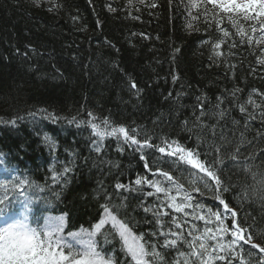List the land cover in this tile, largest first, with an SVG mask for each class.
I'll return each instance as SVG.
<instances>
[{"label": "trees", "instance_id": "obj_1", "mask_svg": "<svg viewBox=\"0 0 264 264\" xmlns=\"http://www.w3.org/2000/svg\"><path fill=\"white\" fill-rule=\"evenodd\" d=\"M153 2L156 8L147 6ZM53 3L60 8L50 12ZM109 4L117 11H110ZM216 13L219 18V10ZM196 16L189 0H146L144 5L139 0H132V5L129 0H43L41 7L34 0H0V158L16 177L28 182L23 188L13 187L15 179L2 183L8 185L0 187L3 212H18L24 202L19 193L24 191L32 200L27 215L34 225L50 213L65 216V234L93 230L107 203L135 235L156 230L153 213L144 211L155 206L156 196L115 190L117 183L135 188L138 176L156 177L144 168L139 151L127 145L121 151L112 136L100 140L97 152L93 141L99 138L90 125L81 123L91 112L98 124L108 117L113 126L138 130L140 139L149 136L159 144L167 138L195 149L202 159L207 153L208 162L220 159L216 170L228 188L223 198L237 213L245 239L252 236L251 243L264 246V200L251 193L261 179L257 175L254 180L253 174L264 173V67L257 63L264 53L255 43L259 29L253 33L245 22L247 35L253 37L248 44L226 18L217 27L205 21L202 9ZM189 23L193 27H186ZM219 28H226L229 36L223 37ZM217 42L221 55L210 59ZM218 97L225 100L219 107ZM48 113L57 118L55 122ZM73 117L77 122L69 123ZM161 155L151 152L145 159L153 171L159 167L172 172L191 192L193 177L186 169L198 170L171 159L160 161ZM234 155L236 160L231 159ZM199 187L203 197L200 193L194 197L210 206L214 193L205 191L203 184ZM144 190L154 191L147 185ZM170 194L183 192L173 188ZM159 199L166 197L161 194ZM163 211L171 214L169 222L174 218L181 224L185 234L193 223L199 229L194 236L206 226L204 221L194 222L191 209L186 226L184 213ZM195 215L207 213L197 210ZM207 226L218 227L214 218ZM146 238L151 243L157 239ZM95 240L117 264L125 260L134 264L111 224L106 223ZM240 243L245 254H257L250 244ZM181 251L190 250L185 245Z\"/></svg>", "mask_w": 264, "mask_h": 264}, {"label": "snow or ice", "instance_id": "obj_2", "mask_svg": "<svg viewBox=\"0 0 264 264\" xmlns=\"http://www.w3.org/2000/svg\"><path fill=\"white\" fill-rule=\"evenodd\" d=\"M43 0H34L36 7H41ZM141 5L146 3V0H139ZM129 5H132V0H129ZM211 6L212 20H209V8ZM150 8H156V3L147 5ZM191 9H197L198 19L202 9L203 18L207 23L215 24L217 27L221 21L226 18L228 22L236 28L237 34L241 37H246L248 44L253 43V37L247 35L246 28L243 26L245 22L250 24L253 33L259 29L260 39L255 43L261 45L260 51L264 53V0H189ZM109 10L116 12V8L108 5ZM60 8L58 3H53L52 7L48 10L55 12ZM216 10H219V18H217ZM140 11V9H137ZM191 15V12H189ZM132 16V13H129ZM132 18L139 19L138 16ZM76 19L75 17L73 18ZM186 27H193L192 23ZM223 37L229 36V31L226 28H219ZM243 42V41H242ZM202 45L209 44L211 41H202ZM235 45H233L234 47ZM214 55L210 59L219 57L221 53L216 51L221 48V42L212 45ZM176 51H179L177 49ZM257 63L264 67V55L257 59ZM231 68L232 65H229ZM176 80V77H173ZM136 89V84L131 85ZM238 90L233 91V95ZM253 90L252 94H255ZM250 94V97L251 95ZM218 107L225 102L221 97H218ZM198 103L200 100L198 98ZM245 107H240V112H245ZM44 111V110H41ZM264 116V111L261 112ZM89 119L81 121L91 126V129L96 133L99 139L93 141V147L97 152L101 151L100 140L108 136H115L118 141L122 139V144L134 147V150L141 153L140 159L144 161V168L152 173V177L148 178L147 175L138 176L133 184L124 185L117 183L115 190L118 191H140L147 197H157L154 207H145L144 211L152 212L155 220V229L151 234H144L137 236L133 233L128 223L121 222L117 216L110 210L109 205L106 203L103 206V218L93 226L91 232L81 229L78 232H67L65 234V216H48L45 217L43 225L33 227L29 223L27 214H22L21 218L14 219L11 222H6L0 226V264H117L116 258L113 254H106L98 247L95 236L101 228L109 221L112 227L116 230L120 241L122 242V250L127 256L131 257V262L134 264H264V246L251 243L253 237L248 236L245 239V229L239 226L236 219L237 213L229 208L228 203L223 198V194L228 191V188L222 183L221 177L218 173L217 165L222 163L220 159H214L208 162V154H204V159L201 154L195 149L189 148L175 140L169 141L167 138L162 140L159 144L154 143L152 138L145 136L140 139L138 130L126 127L123 125L113 126L114 122L110 118H103L101 124L105 126V130L101 131V124L96 123L99 119L88 113ZM48 118L53 122L57 119L53 114L48 113ZM77 122V118L73 117L69 123ZM107 127H111V131H107ZM45 141L51 143L50 138L45 136ZM150 150L145 152V150ZM123 151V147H120ZM219 151V149L217 150ZM151 152H158L161 155L160 161L167 159L173 160L179 164L183 162L184 165L191 166V169L198 170L193 173L190 169L189 175L193 177V188L191 192L185 191L184 186L178 182L174 174L170 171H163L161 168L156 167L153 171V166L145 159ZM238 154V150H237ZM178 158V159H176ZM232 160H236L234 155ZM67 168L64 169L66 173ZM261 176L254 186L251 188L252 195L258 199L264 200V173H254L253 179L256 176ZM57 174L54 173V179ZM163 178V181L159 179ZM18 183L13 185L14 188H23L28 183L24 179L14 177ZM181 179L183 177L181 176ZM166 182V183H165ZM203 184L205 191H212L214 199L210 206H206L200 199L194 197L195 193H200L201 198L203 192L199 187ZM154 189V191L144 190V186ZM7 184H0V187L7 188ZM175 189L177 193L183 192L180 202H177V196L171 195V189ZM163 194L166 199H159ZM23 197L24 207L28 209L32 203L30 195L21 191L19 193ZM5 203L4 199H0V205ZM222 208V211H221ZM163 209H171L176 213H184L185 226L187 225L188 210L191 209L195 221H204L205 228L200 232L199 236L192 235V232L199 231L195 223L185 234L181 224L177 223L176 219H171L169 222L170 213L163 211ZM215 209V210H214ZM197 210L200 213L206 211L207 215H195ZM3 215V209L0 208V216ZM218 226L215 229L208 227L209 222H213ZM230 223H226L229 220ZM168 229V231H163ZM228 235L231 239H227ZM157 237L155 243H151L146 237ZM169 237H171L169 239ZM163 240V244L160 243ZM212 241L213 243H209ZM226 241V242H225ZM250 244L252 249L258 250L257 254L251 252L245 254L243 252V245ZM186 245L188 252L181 251ZM239 249V251L237 250ZM176 255L173 256L172 253ZM247 255V259L244 256ZM232 257L233 259H229ZM120 264H130L125 260Z\"/></svg>", "mask_w": 264, "mask_h": 264}, {"label": "rangeland", "instance_id": "obj_3", "mask_svg": "<svg viewBox=\"0 0 264 264\" xmlns=\"http://www.w3.org/2000/svg\"><path fill=\"white\" fill-rule=\"evenodd\" d=\"M103 129H100L101 131H104V127H102ZM122 137H121V142H122ZM183 195H181V196H177V198H179V197H182ZM24 205V202L22 203V206ZM22 211L20 212V214H21V216H22V214H26L27 212L26 211H28V209H24V207H22ZM25 211V212H24ZM48 216H59V215H50V214H47V215H44L43 217H42V219H41V221H39V222H41V224H39V225H43L44 223H45V217H48ZM21 218V217H20ZM109 224H111V222L109 221L108 222ZM112 225V224H111ZM37 225H35V226H33V227H36ZM80 231V230H79ZM88 231V230H87ZM92 230H89V232H91ZM78 232V231H77Z\"/></svg>", "mask_w": 264, "mask_h": 264}, {"label": "bare ground", "instance_id": "obj_4", "mask_svg": "<svg viewBox=\"0 0 264 264\" xmlns=\"http://www.w3.org/2000/svg\"><path fill=\"white\" fill-rule=\"evenodd\" d=\"M122 147H125L126 145H121Z\"/></svg>", "mask_w": 264, "mask_h": 264}]
</instances>
